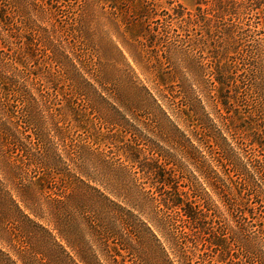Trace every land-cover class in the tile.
<instances>
[{
    "label": "trees",
    "instance_id": "16d2710c",
    "mask_svg": "<svg viewBox=\"0 0 264 264\" xmlns=\"http://www.w3.org/2000/svg\"><path fill=\"white\" fill-rule=\"evenodd\" d=\"M102 1L150 87L111 94L85 27L0 0V264H100L61 241L74 249L77 205L110 195L157 222L176 264H264V0L157 19V0ZM125 226L93 225L110 264Z\"/></svg>",
    "mask_w": 264,
    "mask_h": 264
},
{
    "label": "rangeland",
    "instance_id": "374dc122",
    "mask_svg": "<svg viewBox=\"0 0 264 264\" xmlns=\"http://www.w3.org/2000/svg\"><path fill=\"white\" fill-rule=\"evenodd\" d=\"M122 1L120 2L121 7H128ZM48 2L53 12V17L47 18L48 20L54 18L52 19L54 24H79L87 29V38L98 49L97 62L101 64L106 77L104 85L107 86L111 94L114 89L121 91L128 82L140 88L150 87L144 74L122 47L121 37L115 27L123 26L125 23L111 14L112 5L102 0H48ZM156 2L159 6L155 19L162 17L158 14L163 13L162 10H170L178 3L193 8L195 0H157ZM127 18L129 17L127 16ZM246 22L249 24H246L245 28H254L252 21ZM152 24L157 23L153 22ZM93 81L95 82V80ZM95 84L97 86L96 82ZM256 97L257 100L252 101L258 107L259 99L258 96ZM109 100L112 101V99ZM180 180L183 181V178ZM96 187L103 191L100 186L96 185ZM105 194H107L106 191ZM109 197L113 203L107 201L93 203L92 200H89L75 207L72 223L74 249H70L64 240L61 241L67 251L78 253L81 250H86L90 253L88 256L95 255L96 263L110 264L109 259H105L104 255H101L102 251L98 239L96 240L94 235L93 225L103 220L109 221L115 215L125 220L128 225L125 227L128 229H122L117 234L107 236V242L112 247L114 258L126 264H162L161 262L176 264V257L167 241L169 240L166 237L168 235L160 233L156 229L157 222L150 218L140 206L125 203L111 195ZM130 246L133 248L131 249ZM233 247L238 248L237 246ZM241 259H245L244 256ZM76 261L83 264L78 258Z\"/></svg>",
    "mask_w": 264,
    "mask_h": 264
}]
</instances>
